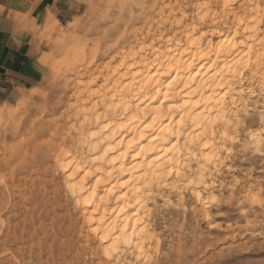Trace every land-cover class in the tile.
Here are the masks:
<instances>
[{"label":"bare ground","instance_id":"6f19581e","mask_svg":"<svg viewBox=\"0 0 264 264\" xmlns=\"http://www.w3.org/2000/svg\"><path fill=\"white\" fill-rule=\"evenodd\" d=\"M237 1L222 0L220 11L212 9L214 12L208 2L196 0L192 2L191 14L184 7L176 5L175 11L172 4L168 14L160 12L156 30L154 28L152 33L145 30L146 35L140 36L142 38L130 35V38H136L133 42L126 40L128 30L124 21L120 34L124 42L111 51L108 60L91 68L89 64L76 74L70 95L72 101L68 109L61 113L63 123H53L49 137L46 135L49 139L45 146L32 149L33 157L40 159L38 164L35 163L37 170L43 167L42 161L48 160V163L50 160L51 165L43 167L44 171L51 167L60 172L63 198L81 218L79 238L85 242L81 250L88 252L93 264H181V256L171 259L165 254L161 263L156 259L161 241L154 224L155 210L159 205H173L180 209L186 204L185 194L199 206V216L208 222L209 228L215 225L209 217V207L215 201L216 177L226 165L225 159L232 153L239 137L242 123L238 112L245 106L243 97H253L255 88L263 89L262 93L264 91L263 15L257 1L240 0L237 7H232ZM137 4L133 5L140 6ZM126 6H118L121 13L128 11ZM137 16L133 17L137 19ZM230 16L232 20L228 25ZM128 21L130 24L131 19ZM97 44L95 52L99 50ZM110 48L111 45L105 44L104 49ZM244 81L248 82L246 86ZM28 99L21 100L20 105ZM17 112L18 108L13 111L3 108L0 118L14 119ZM259 117L262 127L244 131L248 141L246 146L250 144L257 154L264 153V107ZM27 151L16 160L11 177L14 169L26 162ZM37 153H40L39 157ZM37 184L36 187L33 185V190H28L27 196L21 200V206H25V201L32 200L34 207L42 204L46 208L44 200L38 195L40 190L37 187L40 185ZM5 186L2 191L6 189L9 197L13 191L10 192ZM60 197L54 195L52 198L58 202L62 200ZM4 198L0 197L1 208L8 210V202ZM58 203L54 204L57 206ZM14 205L7 212L9 215L0 220V255L4 257L0 264L29 263L28 258L25 261L23 251L26 252L35 231L24 224L28 220H24L27 211L24 212L18 206L20 204L17 207ZM246 214L242 213L243 218ZM16 218L20 220L17 222ZM36 218L30 217L32 226ZM64 228L61 226V229ZM259 228H262L261 223ZM50 229H53L52 225ZM228 230L236 231L232 228ZM43 236H39L37 248H40L39 242ZM24 243L28 244L24 246ZM60 243V246H46L50 250V255L46 256H64L65 251L71 255L73 245L64 240ZM192 243L195 244L191 253L193 256L202 243L198 240ZM255 250L256 254H264V249ZM78 251L79 248L73 254L75 257ZM246 253L251 254L249 249ZM31 254L27 257L30 258ZM7 255L9 257L6 258ZM40 263L36 260L32 264ZM217 264H264V259L240 263L236 255H230Z\"/></svg>","mask_w":264,"mask_h":264},{"label":"rangeland","instance_id":"374dc122","mask_svg":"<svg viewBox=\"0 0 264 264\" xmlns=\"http://www.w3.org/2000/svg\"><path fill=\"white\" fill-rule=\"evenodd\" d=\"M78 1L81 2L83 5L82 11L77 15L68 17L66 21H64L63 23H61V20L55 18L54 16L48 15L44 23L43 21H40L39 25L34 24L32 26L30 33H32V35L36 39V43L44 44V52L42 53L40 59V63L44 68L43 79L32 88H29L26 91L22 92L21 98L19 100L14 101L12 103H0V110L5 108L6 110L13 111L15 110V108L16 109L18 108V112L14 116V119L13 118L10 119L7 117L0 118V180H1L0 197L1 196L6 197L4 198V201L8 202L7 208H9L8 210L5 207L1 208V203H0V208H1L0 215H2V217L0 216V220L5 219L6 214L7 216L9 215L7 212L14 204H15L14 207H17L18 204H20L18 206H21V200L25 198V196H27L30 190L34 189V186L35 187L38 186L37 183H39L40 185L39 187H37L38 190H40L38 191L39 192L38 195L42 197V199L46 204V208H43L42 204H38L36 207H34V201L28 200L25 201V206H21V209L24 210V212L27 211L24 220L27 219L28 220L24 221V224L26 223L25 225L29 230L31 229L35 231V234L32 238V242H28L29 244L24 243V246L28 244V246H26L27 247V249L25 250L26 252L23 251L25 261L27 260L29 261L28 264H32L33 261L36 260L41 261L40 264H46V263L50 264L51 261H52L51 264H58V263L59 264H67V263L93 264L94 263L88 252L84 253L81 250L82 249L81 246L85 244L83 238L81 239L79 238L80 231L78 230V228L82 226L81 218L80 216H78L79 214L73 208V206H71V204L68 201L65 202L63 198L64 197L63 192L60 191L61 182H62L60 172L54 171L51 167L47 169L48 172L47 170L44 171L43 167H48L51 165L50 160L48 163H47L48 160L42 161L43 167H40V169L37 170V164L39 163L38 161L40 160L38 157L40 153H37L38 159L33 157V153H32L33 152L32 149L34 147L39 146L40 148H43L45 146L44 143L47 142V140L49 139L48 134L51 132L50 130H52L53 123L55 122H57V124L63 123L64 118L61 117V113L64 112L66 109H68V104L72 101L70 95L73 90V83L75 81L76 74L79 72L81 73L84 67L90 66L91 68V66L94 67L96 64H100V63L102 64L104 61L108 60L107 58L110 57L111 55L110 53H112L111 51L115 49L116 46H120V44L124 42V39L121 38L120 36V34L123 32V27L125 25L124 21H126V24L129 27L128 28L126 26V30L129 31V32L126 31V34H128V36L126 35V40L127 42H133L136 38L138 37L142 38L143 36H145L146 31L152 33L154 31V28L156 30L158 26L157 25L158 18L161 11H163V14L166 15L171 10L172 6L176 5L177 7L178 6H181L182 8L184 7L187 13L191 14L192 6H193L192 2L196 0H185V1L159 0V2L158 0H144L143 1V3L145 2L144 4L141 2L142 0H139L137 3L140 4V6H134L135 4H137L136 2H134L135 0H78ZM164 1H166L167 3L170 2L168 3V6H166V2ZM205 1L211 5V10L214 9L216 10V12H219L220 7L223 6L221 2L222 0L221 1L205 0ZM256 1L260 6L259 7L260 14L263 15V26H264V0H251V2L253 3ZM238 3H240V0H238L237 3L234 2L231 6L237 7ZM123 4L127 5L126 9H128V11L124 10L121 13L118 6L119 5L121 6ZM129 5L131 6L129 7ZM176 6H175V11L177 10ZM159 7H161L162 9L160 8L159 10ZM104 12H106V15ZM157 12L159 13L157 14ZM135 15L136 16L139 15L137 16V19L136 17H133ZM130 16H132L133 18ZM129 18L131 19L130 24L128 21L130 20ZM231 20H232V16H230V18L227 20L228 25H230ZM148 25L150 27H147ZM135 30L137 32L135 33L131 32ZM134 34L137 35L135 39L134 37H132ZM130 35H132L131 38ZM116 40H117V44H115ZM97 42L99 43L97 44L99 46L98 48L99 50L95 52L94 50ZM105 44L106 46L109 47L111 45L110 50L104 49ZM107 51L108 53H106ZM70 79L72 80L70 81ZM246 81L243 82L245 86L248 84V82ZM253 84L256 83L254 82ZM253 87L255 88L256 86L253 85ZM255 90H256L255 95L257 94L256 96L258 98L255 95L253 97L248 95L243 97L245 106L241 107L238 112L239 119L241 120L242 123L241 125L242 129L240 127L239 137L238 140L234 143L233 146L234 149L232 148L233 149L232 153L228 156V158L225 159L227 161V162L225 161L226 165L220 170L219 175L216 177L217 183L216 186L214 187L215 201H213L214 203L212 202L209 207L210 208L209 217L212 221L210 219L209 220L213 222V225L214 224L215 225L213 226L212 229L209 228V226L207 225L208 222L204 221L203 219H201V216H199L200 215L198 213L199 206L195 205V203L192 202L193 200L187 194H185V198H184L186 204L185 206L180 207V209L179 207H177L178 208L177 209L173 205L171 206L159 205L155 210L156 221L154 224L156 230L159 231L158 233L161 241L159 251H157L156 253L157 254L156 259L157 260L159 259L158 260L159 263L164 261V259L162 258H165V254L166 256L168 255V257L171 259L174 257L181 256V258H183L181 264H187V263L217 264L219 260L221 259L224 260L227 258V256L229 257L230 255L231 256L236 255L237 261L240 263H244L252 260L259 261L264 259V254L263 253L256 254L257 250H255L258 248L260 250L264 249V231H263L264 230V153H260V154L259 153L257 154L256 152L254 153L250 144H247L248 146H246V143H248V141L244 133L246 129H256L262 127V123L260 121L259 116L264 107V102H263L264 100L262 99V97L264 96V91L262 93L263 89L260 91L259 89L255 88ZM258 91L260 92L261 95L259 94ZM23 99H28L27 101L29 102L27 103L26 101L23 105H20L21 103L20 101ZM38 128L40 131L38 130ZM242 143L245 145H243ZM25 151H27L26 162L22 166L16 167L14 169L15 172L13 171V177H11L10 176L11 170L16 165V160L20 158ZM53 180L54 183H52ZM4 186L8 187L10 192L13 191V193H10L9 197H7L8 195L6 189L2 191ZM52 187L54 189L56 188V191H58L59 194L58 192L56 193V191ZM54 195L57 198L61 196L60 199L62 200L59 199L60 201H58L59 203L61 202L60 205L58 202H55L53 200L52 197ZM174 199L175 198H172L173 201H175ZM54 203H58L57 204L58 207ZM243 212L247 213L246 216H244V218L242 216ZM46 213H47L46 215L47 217L45 216ZM31 216L33 219L37 217L35 219L36 223H34L35 224L34 226H32V224L29 223ZM17 219L18 218H16L15 221ZM19 220L20 219H18L17 222ZM248 221H251V223L247 224ZM260 223L262 225V228H259ZM37 224L39 225L37 226ZM51 225L53 228L52 230L50 229ZM74 225L76 226L77 229L75 228ZM53 226L56 227L54 228ZM61 226L62 228L65 227L64 230L61 229ZM41 227L43 231L41 230ZM57 227L58 229H56ZM227 228L229 229L232 228L236 231H233L234 233L231 232L232 230L226 231ZM16 229L18 230V227H16ZM44 232H46V234ZM54 233L56 234V236L55 235L53 236ZM42 235H44L43 236L44 238L41 239V241L39 242L40 248H37L36 245L38 243L37 241L39 240V236H41L40 238H42ZM74 236L76 237V239ZM61 239H63L64 242L66 241V243L69 242L71 246L73 245L70 248L71 255L70 254L68 255L67 252L65 251L64 256H59L58 254H54L53 257L51 256L47 257L46 255H50L49 252L50 250H48V248L45 247L49 245H53L51 247L60 246L61 245L60 242L63 241V240L61 241ZM72 239L75 240L73 241ZM196 239L200 243H202V241H205L206 243L203 242L202 244H200V249L198 251H195L192 256L191 254L192 250L194 251L195 248V246H193L195 244H193L192 242L194 240L195 243V241H197ZM209 240H211V242H214L215 244L213 243L211 244V242L209 243ZM30 243H32L31 244L32 248L30 246ZM42 243L43 244L46 243V245L44 246ZM77 244L80 245H78L77 247ZM208 246H211V248ZM35 248L36 251H34ZM78 248L80 249V251H78L79 253L76 254ZM188 248L191 251H189ZM182 249H183V253H182ZM245 249L246 250L249 249L251 254H247ZM200 250L203 251L201 252ZM75 251L77 258L75 257V255H73ZM41 252L42 254L40 255ZM218 252H220V254ZM31 253L34 254L32 255ZM28 254H31V256L33 257L31 256L30 258L27 257ZM55 255L58 256L56 257ZM7 257L9 256L7 255L6 258ZM45 257L49 261L47 260L45 261L44 260ZM26 258L28 259L26 260ZM3 259L4 257H1L0 255V261ZM56 259L58 260V262ZM63 259H65V261ZM184 259L186 262L184 261Z\"/></svg>","mask_w":264,"mask_h":264},{"label":"crops","instance_id":"0c3cea01","mask_svg":"<svg viewBox=\"0 0 264 264\" xmlns=\"http://www.w3.org/2000/svg\"><path fill=\"white\" fill-rule=\"evenodd\" d=\"M78 0H0V103H12L43 79L44 44H37L32 26L48 15L66 21L82 11Z\"/></svg>","mask_w":264,"mask_h":264},{"label":"snow or ice","instance_id":"6c2138e0","mask_svg":"<svg viewBox=\"0 0 264 264\" xmlns=\"http://www.w3.org/2000/svg\"><path fill=\"white\" fill-rule=\"evenodd\" d=\"M143 151V150H142Z\"/></svg>","mask_w":264,"mask_h":264}]
</instances>
